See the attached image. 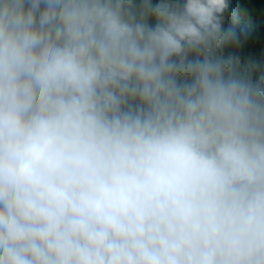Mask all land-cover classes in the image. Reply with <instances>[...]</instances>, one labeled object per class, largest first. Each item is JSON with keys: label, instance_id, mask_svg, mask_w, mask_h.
I'll list each match as a JSON object with an SVG mask.
<instances>
[{"label": "clouds", "instance_id": "1", "mask_svg": "<svg viewBox=\"0 0 264 264\" xmlns=\"http://www.w3.org/2000/svg\"><path fill=\"white\" fill-rule=\"evenodd\" d=\"M228 0H0V264H264V64Z\"/></svg>", "mask_w": 264, "mask_h": 264}, {"label": "trees", "instance_id": "2", "mask_svg": "<svg viewBox=\"0 0 264 264\" xmlns=\"http://www.w3.org/2000/svg\"><path fill=\"white\" fill-rule=\"evenodd\" d=\"M223 23L246 40L242 62L264 64V0H228Z\"/></svg>", "mask_w": 264, "mask_h": 264}]
</instances>
